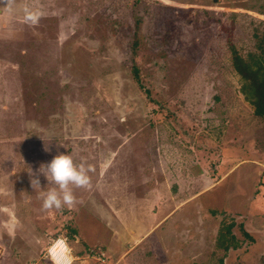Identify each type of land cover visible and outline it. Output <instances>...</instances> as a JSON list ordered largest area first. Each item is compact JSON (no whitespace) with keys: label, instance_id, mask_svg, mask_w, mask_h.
Returning a JSON list of instances; mask_svg holds the SVG:
<instances>
[{"label":"rangeland","instance_id":"rangeland-1","mask_svg":"<svg viewBox=\"0 0 264 264\" xmlns=\"http://www.w3.org/2000/svg\"><path fill=\"white\" fill-rule=\"evenodd\" d=\"M263 26L264 0L0 5V212L12 242L66 236L80 257L108 253L99 239L115 232L110 263L264 264V117L229 48L255 50ZM60 154L93 165L92 186L44 210L54 185L39 168Z\"/></svg>","mask_w":264,"mask_h":264},{"label":"clouds","instance_id":"clouds-1","mask_svg":"<svg viewBox=\"0 0 264 264\" xmlns=\"http://www.w3.org/2000/svg\"><path fill=\"white\" fill-rule=\"evenodd\" d=\"M13 0H0V5H4L11 11ZM41 13L25 9V22L36 24ZM95 168L84 161L75 163L70 155L60 154L55 156L49 163L41 164L39 172L47 179L48 184L54 185L49 189L43 198L42 209L61 210L64 206L69 208L78 202L73 194L75 188H91L90 173H94ZM30 182L33 189L40 188L39 176L30 172ZM41 189V188H40Z\"/></svg>","mask_w":264,"mask_h":264},{"label":"crops","instance_id":"crops-1","mask_svg":"<svg viewBox=\"0 0 264 264\" xmlns=\"http://www.w3.org/2000/svg\"><path fill=\"white\" fill-rule=\"evenodd\" d=\"M4 214H5L4 212L2 211L0 212V220H1L0 222L1 223L0 224V264H31V262L32 264H55L49 257H47L44 254V249L47 246V243L43 242V239L41 238V236H38L35 233L30 234L27 232L28 233L27 235L26 233H24L25 235L21 236L25 238V240L21 238L22 243L12 242L13 239L15 238V233L10 230V227H9L10 225H7L8 217H7V214L5 215L6 217L4 216ZM113 228H114L113 230L115 231V226ZM23 229H26V227L23 226ZM5 232L7 236H4ZM114 234L116 233L112 232L111 234H109V236L99 239V240H102V242L111 241L110 245L113 242V244L110 247L106 248L108 253H106V250H104L105 255L107 257L106 258L107 264H118L117 262L122 260V255L119 254L116 256L114 255V258H116L114 263L109 262L108 256L113 252L114 247L119 246L120 245L119 243H121V241H119V238L115 237ZM5 237H8V238H5ZM24 241L26 242L24 243ZM81 242H83L84 244L87 243L83 239H81ZM81 253L82 255H80V257L78 255H75V256L72 255L73 259H72L71 264H74V260H76V258L77 259L79 258L78 259L79 261H77L78 264H95L92 258L87 256L86 253H84V251ZM33 261H35L36 263H33Z\"/></svg>","mask_w":264,"mask_h":264},{"label":"trees","instance_id":"trees-1","mask_svg":"<svg viewBox=\"0 0 264 264\" xmlns=\"http://www.w3.org/2000/svg\"><path fill=\"white\" fill-rule=\"evenodd\" d=\"M254 34L255 50H250L245 56L240 55L236 48L229 43L231 63L239 75V90L252 106L256 115L264 117V26ZM133 76L138 80L137 68L133 67ZM229 225H224L219 232L225 239L218 241L224 249L232 239L229 233ZM72 231V230H70Z\"/></svg>","mask_w":264,"mask_h":264},{"label":"built area","instance_id":"built-area-1","mask_svg":"<svg viewBox=\"0 0 264 264\" xmlns=\"http://www.w3.org/2000/svg\"><path fill=\"white\" fill-rule=\"evenodd\" d=\"M85 253L95 264H107L105 252L101 247H87ZM44 254L55 264H71L73 259L66 236L59 235L52 238L45 247Z\"/></svg>","mask_w":264,"mask_h":264}]
</instances>
